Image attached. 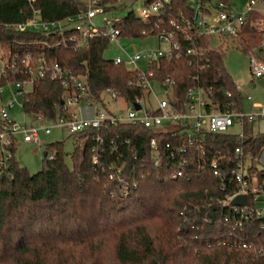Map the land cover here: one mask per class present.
Returning a JSON list of instances; mask_svg holds the SVG:
<instances>
[{
    "label": "trees",
    "instance_id": "16d2710c",
    "mask_svg": "<svg viewBox=\"0 0 264 264\" xmlns=\"http://www.w3.org/2000/svg\"><path fill=\"white\" fill-rule=\"evenodd\" d=\"M119 1L97 3L106 11ZM195 1L205 9L211 2ZM88 3L90 0H0V45L7 47L2 54L9 62L0 73V86L29 79L22 62L27 54L34 59L43 57L47 69L55 62L71 69L84 85L80 94L77 87H64L48 74L35 76L30 82L32 89L21 93L25 113L48 120L65 117L69 114L64 100L67 94L78 95L80 103L90 100L100 104L105 103L107 88L128 101L145 99L146 92L138 84L141 70L104 55L111 43L107 36L88 39L74 48L69 43H55L52 32L20 30L15 25L30 16L32 7L47 20L83 10ZM195 16L190 0H171L148 23L131 9L117 24L122 36L132 39L172 28V18L181 21ZM263 20L253 11L236 35L220 37L233 39L248 54L260 50ZM190 34L188 38L177 33L180 57L149 61L151 78L163 82L169 75L175 80L171 102L177 107L188 100L189 86L202 84L212 86L211 99L219 102L220 109H244V95L225 67V45L213 46L212 35L195 30ZM189 47L207 51L201 60L188 53ZM201 62L209 65L202 68ZM3 124L0 117V128ZM249 124L245 123L243 138L234 129L197 134L196 142L203 144L206 152L200 155L192 149L187 173L181 177L173 176V160L163 158L155 163L150 147L152 137H157L159 146L168 139L178 140L180 128L165 132L130 122H104L99 128L77 132L82 144H75L71 153L64 150L61 140L47 143L41 169L34 173L16 160L13 141L6 146L9 157L0 161V264H264V255L253 248L222 242L264 243V217L236 226L233 212L216 200L236 189L231 179L236 146L243 145L246 155L252 157L264 148V132H251ZM68 153L71 165L66 162ZM95 154L98 163L93 160ZM213 158L220 164V175L214 174ZM119 165L132 183L128 194L119 191L118 176L110 177L113 167ZM250 170L262 172L255 163Z\"/></svg>",
    "mask_w": 264,
    "mask_h": 264
},
{
    "label": "built area",
    "instance_id": "2783aa9c",
    "mask_svg": "<svg viewBox=\"0 0 264 264\" xmlns=\"http://www.w3.org/2000/svg\"><path fill=\"white\" fill-rule=\"evenodd\" d=\"M171 0H150L141 8L135 10L136 15L141 17L145 22L151 20V17L159 13L167 3ZM258 2L264 4V0H250L244 12L234 11L229 3L223 0H218L216 5V13L212 12L208 5L205 9L200 2L192 4L196 16L194 18L183 17L181 21L177 19H170L169 23L172 28H163L157 36L162 42H166V48L149 47L147 49L128 53L126 51L125 56L116 55L114 58L116 62H124L127 65H134L133 68H139L141 70V78L138 84L144 88L147 94L151 90H154V80L151 78L153 75L152 69H143L137 62L140 59H146L147 64L149 61L157 60L161 57H180L181 51L179 50L180 40L177 37V33L181 32L186 34L190 38L191 31L197 33H204L208 35L229 36L236 35L239 31V27L242 26L248 16L253 11H259L257 8ZM105 9L102 5L97 3V0H90L88 6L78 12L67 14L63 18L59 19H47L44 20L40 15V10L36 7L31 8L30 16L25 20L16 22L15 25L18 29H36L42 32H52L56 34L57 41L55 43H69L74 48L81 47L88 39L98 37L100 35L107 36L110 42L118 41L122 36V32L118 27V21L121 17L109 18L106 17L104 25H97L94 22V17L98 13L104 12ZM261 12V11H260ZM163 22V19L161 20ZM6 26L11 24L6 23ZM158 26V24H156ZM264 28V20L262 23ZM72 29V33L66 34L64 30ZM143 34L147 31L142 30ZM262 49L250 51L249 58L251 61V72L254 77L264 76V60L261 53L264 52V39L261 42ZM207 51V48L189 47L188 53L192 55L200 56ZM2 59V71L9 65L7 58L4 54L0 55ZM24 68L29 72V79L16 80L14 83H9L14 86L15 92L22 93L26 88L28 82L32 81L35 76H45L48 74L53 79H58L64 87L75 86L79 89L80 94L84 91L83 83H80L78 77L72 72L71 69L61 67L58 63H53L51 66L44 67V59L39 56L33 58L32 55L27 54L22 60ZM14 62H12L13 64ZM202 68H205L209 63L201 62ZM132 68V67H131ZM198 75V74H197ZM195 78H198L196 76ZM164 88L165 97L158 100V104H145V99L137 97L134 101H128L129 106L127 113L122 110L117 113L105 111L99 109L98 104L92 103L90 100L85 102L91 105L92 112L87 114L76 115L73 111L69 110L70 106L80 103L79 96L74 93H69L64 98L68 105L69 114L65 117H59L54 119L55 126L66 127L70 132H80L86 128H99L104 122L116 123L118 121L130 122L133 124H142L148 128L153 127L156 131H177L180 128L181 137L178 136V140L168 139L162 146H159L157 137H152L150 141V147L152 148V158L155 163H159L163 158L166 160L174 161V177L185 176L187 173L188 160L190 159L191 150H196L200 155L205 154L206 148L200 142H196L195 136L201 133L203 130H210L213 132L234 129H239L238 134L240 137L245 136V123L254 121L258 118H264V101L254 102L251 112H246L244 109H220L219 102L213 103L210 93L212 92V86H204L202 84H195L188 87L186 96L188 100L183 105L177 107L171 102L175 98L174 83L175 80L167 75L163 82H160ZM237 87L240 89L239 84ZM3 86H0V92L3 90ZM107 92L110 93L112 98L117 99L121 97L119 93L113 91L111 88H107ZM230 95L231 93L228 92ZM123 98V97H122ZM248 99L252 98V95H247ZM124 99V98H123ZM140 104V107H136V103ZM236 102H232L234 105ZM14 102L8 101V104H0V117L4 120L3 126L0 128V161L9 157L10 152L7 151L6 146L16 142V134L22 135L23 141L38 140L39 127L27 126L23 114L24 111L19 113L20 119L16 118V115H9L8 107H12ZM37 119H40L36 117ZM50 126L43 127L45 133L50 132ZM184 134L183 138L182 135ZM128 142L129 140H125ZM162 147V148H161ZM52 154L49 155L51 158ZM246 152L243 145L236 146L234 151V159L236 165L232 170V181L236 183V189L233 193L227 194L226 197L216 199L218 203H222L223 206H228L231 212L234 214L235 225L238 226L244 221L254 217H264V208L259 206V202L264 201V170L261 173L256 171L251 172L250 166H246ZM95 163L99 162L97 154L93 156ZM199 165H202L201 161H198ZM211 166L214 170V174L220 175L221 168L216 158L211 161ZM123 165L119 167H113L110 177L118 176V182L120 184L119 191L123 194H128L132 183L122 174ZM237 194H246L248 196L246 204H233L232 199ZM213 199V198H212ZM231 246H243L253 248L258 254L264 255V243H253L246 240H222Z\"/></svg>",
    "mask_w": 264,
    "mask_h": 264
},
{
    "label": "rangeland",
    "instance_id": "374dc122",
    "mask_svg": "<svg viewBox=\"0 0 264 264\" xmlns=\"http://www.w3.org/2000/svg\"><path fill=\"white\" fill-rule=\"evenodd\" d=\"M147 0H120L116 7L113 9L106 10L104 12L98 13L95 15L94 22L97 25H104V20L106 17L114 18L125 16L131 9H139L146 4ZM192 4L195 3V0H190ZM218 0H211L209 7L211 8L214 15L216 13V5ZM230 5L234 11L244 12L246 6L250 0H229ZM257 8H260L264 11V4L258 2L256 5ZM264 18V13H260ZM218 43H223L225 45L224 53V62L225 67L232 78L238 82L242 95H244V110L246 112H251L253 109L252 103L256 101H264V76L254 77L251 72V61L249 54L242 50L238 45L235 44L232 39H223L219 35H215L212 45L216 46ZM164 47L166 48L167 43L162 42L155 35H150L149 37H133L132 39L125 36H121L118 41L111 42L106 48L104 55L108 58H115L116 55L125 56L126 51L128 53H133L136 51H141L149 47ZM7 47L0 45V55L2 52L6 51ZM261 56L264 60V52L261 53ZM143 69L148 68L147 60L140 59L137 62ZM2 59L0 57V73L2 71ZM129 67H134V65H129ZM154 90H151L149 94L146 92L145 104H153L156 106L158 100L165 97L164 88L161 86L160 82L154 81ZM26 85V90H31L32 85L28 82ZM3 90L0 92V104L6 105L8 101L12 100L14 102L12 107H8L9 115L13 116L16 113L23 112L22 110V95L20 92H15L14 86L12 84L5 83L3 84ZM247 95H252L251 99L247 98ZM103 98L105 103L101 102L98 104L99 109H104L105 111H110L112 113H117L122 110L125 114L129 103L122 97H117V99L112 98L110 93H104ZM69 110L73 111L76 115H81L79 113V106L74 104L70 106ZM27 126H37L39 127V137L38 140L34 141H23L22 135L20 133L16 134V145L14 149V156L17 161L26 168L31 173L41 169L43 162V150L44 146L50 141L61 140L63 141V148L67 152H72V149L75 144L81 145L82 139L78 137V133L70 132L68 128L55 126L54 119H37L34 115L29 113L23 114ZM51 126L50 132L45 133L43 127ZM247 128L254 133L264 132V118H258L254 121H251ZM234 130L237 132L239 129L234 127ZM247 168L255 163L259 171L264 170V148L259 152L258 155L252 157L250 154L246 155L245 158ZM67 164L71 165L70 154L66 156ZM259 206L264 208V201L259 202Z\"/></svg>",
    "mask_w": 264,
    "mask_h": 264
},
{
    "label": "water",
    "instance_id": "95a60500",
    "mask_svg": "<svg viewBox=\"0 0 264 264\" xmlns=\"http://www.w3.org/2000/svg\"><path fill=\"white\" fill-rule=\"evenodd\" d=\"M63 102L64 101L62 100V103ZM136 107L137 108L140 107V104L138 102L136 103ZM16 118L20 119L19 113L16 114ZM43 155L44 156L47 155V152L45 150H43ZM247 198L248 196L246 194H237V196L232 199V203L233 204H246Z\"/></svg>",
    "mask_w": 264,
    "mask_h": 264
},
{
    "label": "crops",
    "instance_id": "0c3cea01",
    "mask_svg": "<svg viewBox=\"0 0 264 264\" xmlns=\"http://www.w3.org/2000/svg\"><path fill=\"white\" fill-rule=\"evenodd\" d=\"M259 11H257V12H259V13H264V11L263 10H261L260 8L258 9ZM261 11V12H260ZM237 84H238V82H237ZM256 100H254L253 101V103H252V106H253V104H254V102H255ZM256 102H261V101H256ZM76 105H78L79 106V113L80 114H87V113H91L92 112V107H91V105H88L86 102H83L82 104H76ZM254 107V106H253ZM19 113V112H18ZM17 114V113H16ZM15 114V115H16ZM27 142H30V141H27Z\"/></svg>",
    "mask_w": 264,
    "mask_h": 264
}]
</instances>
